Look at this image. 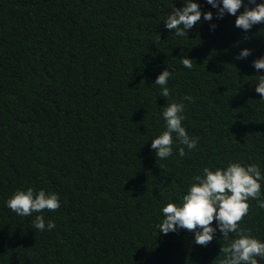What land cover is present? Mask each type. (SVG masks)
I'll list each match as a JSON object with an SVG mask.
<instances>
[{
	"label": "trees",
	"instance_id": "obj_1",
	"mask_svg": "<svg viewBox=\"0 0 264 264\" xmlns=\"http://www.w3.org/2000/svg\"><path fill=\"white\" fill-rule=\"evenodd\" d=\"M196 2L201 21L177 37L163 21L183 0H0V264H220L228 241L219 231L202 246L192 231L155 225L204 167L239 162L264 173L255 91L264 70L252 66L264 55V23L245 32L236 16L217 19ZM244 48L251 55L237 59ZM165 68L168 98L153 84ZM171 102L184 104L198 144L180 157L176 142L161 160L150 145ZM27 187L59 194L60 207L41 213L51 231L33 227L37 213L5 206ZM261 191L264 199V183ZM256 205L239 224L264 240Z\"/></svg>",
	"mask_w": 264,
	"mask_h": 264
},
{
	"label": "clouds",
	"instance_id": "obj_2",
	"mask_svg": "<svg viewBox=\"0 0 264 264\" xmlns=\"http://www.w3.org/2000/svg\"><path fill=\"white\" fill-rule=\"evenodd\" d=\"M216 9V18L222 19L224 15L236 16L235 27L247 32L254 25L264 23V0H205ZM252 5V7H249ZM244 10L237 15L241 7ZM201 6L196 0H183L182 8H174L167 14L163 21L167 29L177 37H186L187 31L201 21ZM213 13L203 12V20L211 21ZM215 25H210L214 30ZM251 55V50L244 48L237 59H245ZM182 65L191 70L193 63L185 57L180 59ZM252 66L257 71L264 70V55L255 59ZM173 71L165 68L155 79L159 86V95L168 98L170 90L168 81ZM255 91L264 99V75L258 76ZM185 100L191 101V96H185ZM184 104L171 102L162 108V118L165 121V130L151 140V149L157 158L163 160L173 155L174 144L181 145L178 155L183 157L185 149L191 151L198 144V137L190 136L183 125L185 119ZM182 203L169 202L162 208L164 218L155 225L159 233L167 234L178 229L192 231L194 243L206 246L213 240L217 231L222 234L227 246L221 248L223 259L220 264H258L264 260V240L252 236L248 230L240 227L239 222L249 212V201L255 200L257 207L264 209L262 195V183L264 173L257 164L243 165L239 162H231L226 167H204L201 174L192 178ZM5 206L20 217H29L37 213L32 221L33 227L38 231H51L56 227L53 220L45 223L41 214L44 210L54 212L60 207L59 194L46 192L43 189L34 190L32 187L17 189L5 202ZM215 220V226H213Z\"/></svg>",
	"mask_w": 264,
	"mask_h": 264
}]
</instances>
